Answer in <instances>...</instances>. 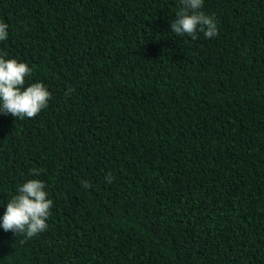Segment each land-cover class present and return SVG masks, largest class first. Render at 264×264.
Listing matches in <instances>:
<instances>
[{
	"label": "trees",
	"instance_id": "1",
	"mask_svg": "<svg viewBox=\"0 0 264 264\" xmlns=\"http://www.w3.org/2000/svg\"><path fill=\"white\" fill-rule=\"evenodd\" d=\"M181 7L0 0V51L51 93L0 114V215L28 179L53 202L0 264H264V0H204L211 39L171 31Z\"/></svg>",
	"mask_w": 264,
	"mask_h": 264
},
{
	"label": "clouds",
	"instance_id": "2",
	"mask_svg": "<svg viewBox=\"0 0 264 264\" xmlns=\"http://www.w3.org/2000/svg\"><path fill=\"white\" fill-rule=\"evenodd\" d=\"M181 9L170 24L171 31L178 36H195L203 32L205 38L218 35L216 21L201 9L204 0H180ZM9 25L0 21V42L9 38ZM32 69L26 63L7 58L0 51V114L16 119L33 118L47 108L51 93L42 82L29 83ZM38 175V173H36ZM84 187H88L85 183ZM53 202L40 179H28L18 185L16 193L3 206L0 215V230L32 238L45 231Z\"/></svg>",
	"mask_w": 264,
	"mask_h": 264
}]
</instances>
